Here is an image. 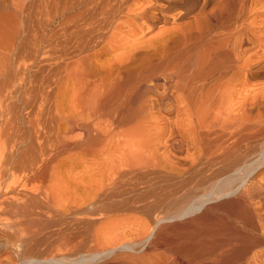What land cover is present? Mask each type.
Returning a JSON list of instances; mask_svg holds the SVG:
<instances>
[{
    "label": "bare ground",
    "instance_id": "1",
    "mask_svg": "<svg viewBox=\"0 0 264 264\" xmlns=\"http://www.w3.org/2000/svg\"><path fill=\"white\" fill-rule=\"evenodd\" d=\"M48 1L44 53L0 0V264H264V0Z\"/></svg>",
    "mask_w": 264,
    "mask_h": 264
},
{
    "label": "rangeland",
    "instance_id": "2",
    "mask_svg": "<svg viewBox=\"0 0 264 264\" xmlns=\"http://www.w3.org/2000/svg\"><path fill=\"white\" fill-rule=\"evenodd\" d=\"M50 7L51 6H49V1L48 0H46V6H43V7H41V8H38V9H36V11H34V12H32L33 13V20L35 21L34 23H32L34 26L32 27L33 29L32 30H34V32H32V30H31V33H30V38H33V39H30V44L29 45H31V46H33L32 45V43L34 44V43H37L39 40H40V38L41 37H44V38H46V42L44 43V53H45V51H46V45H47V39H48V35H49V32L52 30V29H55L56 28V26L55 25H52L51 27H49V22H50V20L52 19V17H53V15H54V12H52V10L50 9ZM19 19V20H18ZM18 19L17 20H15L16 22L17 21H19V22H17L18 24H14V21L12 20V22L10 21V23L8 24V25H2V28L1 29H3L2 31H0V36H1V41H2V46H1V55H0V65H1V70L2 71H4V69H5V66H6V64H7V57L10 55V53H9V49H10V47H11V45L13 44L12 43V36L14 35L15 36V34H16V30L15 29H18L19 31H20V33H22L23 32V25H22V20H21V18H20V16L18 17ZM36 19V20H35ZM32 20V21H33ZM12 24H14L16 27H18V28H15V26L14 25H12ZM37 24H39V25H37ZM13 27H12V26ZM7 28H5V27ZM14 29V30H13ZM11 30V31H10ZM17 30V31H18ZM9 32V33H7V32ZM3 32V33H2ZM13 32V33H12ZM2 33V34H1ZM5 33V34H4ZM10 33H12V34H10ZM4 34V35H3ZM48 34V35H47ZM10 35V36H9ZM45 35V36H44ZM7 36H9V38L11 39H9V38H6ZM14 38V37H13ZM38 38H39V40H38ZM14 40V39H13ZM32 40H34V41H32ZM4 41H6V42H4ZM8 41V42H7ZM14 42V41H13ZM35 45V44H34ZM8 47H9V49H8ZM121 51H118V52H116V53H113V54H111V53H106V54H103L102 55V57H101V59H102V61L104 62V63H109L110 62V60H112L113 59V57H114V55L115 54H119ZM123 52V51H122ZM44 53H42V54H44ZM41 54V56H40V60L41 59H45L46 60V54H44V55H42ZM24 62V64H30L32 61H31V59H28V60H24L23 61ZM52 62V61H51ZM58 77H55L54 79H53V82H55L54 83V85L55 86H57V88H58V90H56L57 92L55 93V99L51 102V104H53L55 101H56V103L57 104H59L62 108H65V110L67 111H65L66 113H69L70 112V108L68 109V107H70V105L69 104H75L74 102H77V104H81V103H83L82 102V100H79L80 102H78V99L75 97V94H74V80H69V81H65V80H63V81H61V82H59V80L57 79ZM57 79V80H56ZM58 83H60V84H58ZM56 88V89H57ZM74 98H76V99H74ZM56 103H54V104H56ZM67 108V109H66ZM69 111V112H68ZM90 121H91V123H94V122H96V121H98V119H95V118H93V121L90 119ZM77 132H80V133H83L84 131L83 130H81V129H77L74 133H72L73 135H71L70 134V136H74V134L75 135H78V134H80V133H78L77 134ZM183 154V153H182ZM183 155H186V152L183 154ZM206 176V175H205ZM204 176V177H205ZM203 176H197V177H195L193 180H194V182H190L189 183V185L188 184H186V187H184L185 189H183V190H181L180 191V193L178 194L179 196L181 195V196H183V195H185V194H188L189 192H191V190L190 189H195V187H196V189L195 190H197V188H199V187H201V184L203 183V182H201V181H204L205 180V178H204ZM196 180V181H195ZM199 181V182H198ZM200 186H199V185ZM207 187V186H206ZM200 191V190H199ZM182 192V193H181ZM201 192V191H200ZM237 197V198H236ZM235 199H238V195L237 196H233V197H228V198H224V199H222V200H219V201H216V202H214V203H211L210 204V206H207V208L203 211L204 212V214H207V215H205L203 218L201 217V215L203 216V212H201L200 214L198 213V214H196L195 216H193V217H197V215H199V220L197 221V222H199L198 223V225H197V222H196V225H194L195 227H200V228H203V229H205L206 227H208L207 226V224L208 225H212V223L214 224L215 222V224H219V222H220V224H221V227L222 226H224V225H228L230 222H235V219H234V216L231 214L232 212V210H230L229 211V209L227 208V206H226V202H228V201H232V200H235ZM223 200H225V201H223ZM217 203H218V205H217ZM219 203L221 204V207L218 209L216 206H219ZM213 205H216V206H214L213 207ZM224 206V207H223ZM224 209H226V210H224ZM227 209H228V211H227ZM229 212V213H228ZM222 216H225V217H223L222 218ZM206 217L207 218H211V221L209 222V221H207L208 219H206ZM201 218V219H200ZM221 218V219H220ZM206 219V220H205ZM216 219V220H215ZM227 219V220H226ZM128 220H130V219H127V222H131V220H133V219H131L130 221H128ZM184 220H186V221H184ZM189 220V219H188ZM187 219H182V220H177L176 221V223H179V222H182V223H180V224H186L187 223V221H188ZM202 220V221H201ZM224 221V222H223ZM202 224H201V223ZM228 224H227V223ZM203 223H205L204 225H203ZM226 223V224H225ZM201 224V225H200ZM214 224V226H218V225H215ZM220 224H219V226H220ZM229 226V225H228ZM248 232H250V233H253V231L251 232L250 230H247ZM254 233H256L255 231H254Z\"/></svg>",
    "mask_w": 264,
    "mask_h": 264
}]
</instances>
